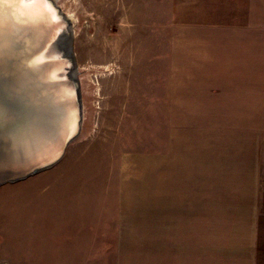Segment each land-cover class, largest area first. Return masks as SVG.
<instances>
[{"label":"rangeland","instance_id":"1","mask_svg":"<svg viewBox=\"0 0 264 264\" xmlns=\"http://www.w3.org/2000/svg\"><path fill=\"white\" fill-rule=\"evenodd\" d=\"M55 1L73 17L82 131L56 165L0 187V264L169 263L177 250L164 256L174 220L165 194L174 175L183 181L185 129L197 124L206 88L192 67L230 71L228 38L214 34L229 2ZM256 23L248 14L247 28ZM256 44L248 62L264 61ZM226 116L259 133L256 264H264V113Z\"/></svg>","mask_w":264,"mask_h":264},{"label":"crops","instance_id":"2","mask_svg":"<svg viewBox=\"0 0 264 264\" xmlns=\"http://www.w3.org/2000/svg\"><path fill=\"white\" fill-rule=\"evenodd\" d=\"M227 1L224 21H218L222 28L214 34L223 32L228 38L232 64L222 75L213 64L192 67L198 71L199 85L206 88L197 104V124L185 129L183 181L174 175L170 195L165 194L164 204L171 206L174 220L169 237L164 229V256L168 249L177 250V255L164 264H256L259 133L226 115L264 113V61L247 60L254 41L257 47L256 38L261 39L264 60V0ZM248 14L259 28H247ZM215 84L221 88L209 90ZM200 236L206 240L201 244Z\"/></svg>","mask_w":264,"mask_h":264},{"label":"water","instance_id":"3","mask_svg":"<svg viewBox=\"0 0 264 264\" xmlns=\"http://www.w3.org/2000/svg\"><path fill=\"white\" fill-rule=\"evenodd\" d=\"M46 3L0 0V186L56 165L82 131L74 31Z\"/></svg>","mask_w":264,"mask_h":264},{"label":"snow or ice","instance_id":"4","mask_svg":"<svg viewBox=\"0 0 264 264\" xmlns=\"http://www.w3.org/2000/svg\"><path fill=\"white\" fill-rule=\"evenodd\" d=\"M20 2L29 7H43L50 10V6L46 3V0H20Z\"/></svg>","mask_w":264,"mask_h":264},{"label":"bare ground","instance_id":"5","mask_svg":"<svg viewBox=\"0 0 264 264\" xmlns=\"http://www.w3.org/2000/svg\"><path fill=\"white\" fill-rule=\"evenodd\" d=\"M54 1V3L59 7V9L63 12V14L65 15V17L69 20V22L72 24V20H73V17H72V15H68L67 13H65L62 9H61V7L56 3V1L55 0H53ZM79 85H80V80H79ZM62 93L61 91H59V90H57L56 91V93L57 94H60V93ZM80 94H81V97H82V93H81V85H80ZM59 97H61V96H59ZM57 98V97H56ZM81 102H82V100H81ZM25 180V179H24ZM3 186V185H2ZM1 187V186H0Z\"/></svg>","mask_w":264,"mask_h":264}]
</instances>
